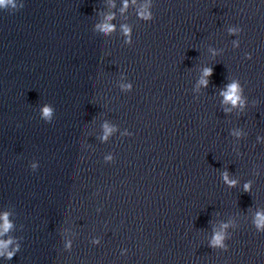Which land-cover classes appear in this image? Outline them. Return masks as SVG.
Segmentation results:
<instances>
[{"label": "clouds", "instance_id": "9594fccd", "mask_svg": "<svg viewBox=\"0 0 264 264\" xmlns=\"http://www.w3.org/2000/svg\"><path fill=\"white\" fill-rule=\"evenodd\" d=\"M4 3H5V0H0V5H2ZM210 74H211V70H207L206 71V75H210ZM205 83H206V81H205ZM236 93H237V85L233 84V85L230 86V91L227 94L226 99L229 100V101H231L233 104H235L236 101H237V99H238ZM45 111L47 112V109ZM219 241H220V237L217 236L215 242L216 243H219Z\"/></svg>", "mask_w": 264, "mask_h": 264}]
</instances>
